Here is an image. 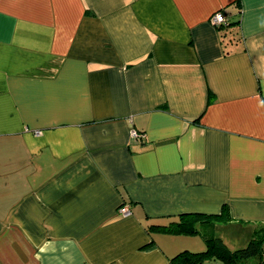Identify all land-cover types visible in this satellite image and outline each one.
<instances>
[{"label":"crops","instance_id":"0c3cea01","mask_svg":"<svg viewBox=\"0 0 264 264\" xmlns=\"http://www.w3.org/2000/svg\"><path fill=\"white\" fill-rule=\"evenodd\" d=\"M192 212L225 216L171 226ZM262 228L264 0H0V264H170Z\"/></svg>","mask_w":264,"mask_h":264},{"label":"trees","instance_id":"16d2710c","mask_svg":"<svg viewBox=\"0 0 264 264\" xmlns=\"http://www.w3.org/2000/svg\"><path fill=\"white\" fill-rule=\"evenodd\" d=\"M222 11V10H221ZM224 13V12H223ZM226 14V13H224ZM227 15V14H226ZM228 17V15H227ZM232 22H230V19L228 17V22L223 27V29L228 28ZM219 29V28H218ZM211 95H209V98L211 99ZM224 214L223 212L218 214H204V213H181L179 215V221L174 222L171 224V226H175L178 228V230L183 232H196V224L201 223L204 224V222L207 223H214V222H220L224 220ZM150 228H160L165 229V226H151ZM264 231V228H262ZM204 241H205V249L201 251H181L171 257L170 264H186L185 260L188 258H184L183 255L188 253L189 258L190 257H204L209 254H213L214 257H218L221 261L228 262L230 264H243L244 260H241L242 255L251 254V255H257L261 256L262 253V243L264 241V237H253L251 238L246 246L242 248H238L234 251L230 250L226 244L223 242V240L220 237L217 236H206L202 234ZM240 257V258H239Z\"/></svg>","mask_w":264,"mask_h":264},{"label":"built area","instance_id":"2783aa9c","mask_svg":"<svg viewBox=\"0 0 264 264\" xmlns=\"http://www.w3.org/2000/svg\"><path fill=\"white\" fill-rule=\"evenodd\" d=\"M209 21L217 29H223V27H225L228 22V17L221 10H217L211 15ZM132 135L137 136L138 133L132 131ZM117 212L123 216L128 215L130 213L129 205L126 203H121L117 209Z\"/></svg>","mask_w":264,"mask_h":264},{"label":"rangeland","instance_id":"374dc122","mask_svg":"<svg viewBox=\"0 0 264 264\" xmlns=\"http://www.w3.org/2000/svg\"><path fill=\"white\" fill-rule=\"evenodd\" d=\"M215 263V262H214ZM214 263H212V264H214Z\"/></svg>","mask_w":264,"mask_h":264}]
</instances>
